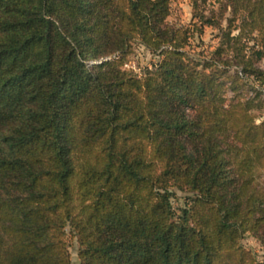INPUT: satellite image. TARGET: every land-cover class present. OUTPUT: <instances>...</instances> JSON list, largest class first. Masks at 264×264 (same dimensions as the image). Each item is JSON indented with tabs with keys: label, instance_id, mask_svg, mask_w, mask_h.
I'll return each instance as SVG.
<instances>
[{
	"label": "trees",
	"instance_id": "1",
	"mask_svg": "<svg viewBox=\"0 0 264 264\" xmlns=\"http://www.w3.org/2000/svg\"><path fill=\"white\" fill-rule=\"evenodd\" d=\"M218 1L198 59L172 0H0V264H264V0Z\"/></svg>",
	"mask_w": 264,
	"mask_h": 264
},
{
	"label": "rangeland",
	"instance_id": "2",
	"mask_svg": "<svg viewBox=\"0 0 264 264\" xmlns=\"http://www.w3.org/2000/svg\"><path fill=\"white\" fill-rule=\"evenodd\" d=\"M221 3L218 0H210L207 4L206 15L211 16V11L216 15V20L220 23L221 28L215 26H204L193 18V8L189 0H172L171 15L168 19L169 24L177 27H185L191 29L192 35L189 42V46L186 51L195 58L204 59L210 57L212 53L217 49L221 41L222 29L227 27L225 19H221L220 14ZM226 17H229L227 13ZM195 25L202 28L203 32L199 33L194 29ZM160 58L152 54L148 49L139 43H134L132 46V54L129 57V70H133L135 74L143 76L144 73L153 67ZM94 63L90 64L93 65ZM264 69V61L259 64ZM260 119L264 118V110L256 112ZM175 193L172 199V204L177 215H180L182 209H184L189 202L191 194L185 191L173 190ZM242 245L250 250L258 259L259 262L263 261L264 247L262 244L254 238L252 235L247 234L242 240ZM70 252L72 255V264H79L78 259V244L76 241L71 242Z\"/></svg>",
	"mask_w": 264,
	"mask_h": 264
},
{
	"label": "built area",
	"instance_id": "3",
	"mask_svg": "<svg viewBox=\"0 0 264 264\" xmlns=\"http://www.w3.org/2000/svg\"><path fill=\"white\" fill-rule=\"evenodd\" d=\"M126 67L129 68V65H127Z\"/></svg>",
	"mask_w": 264,
	"mask_h": 264
}]
</instances>
